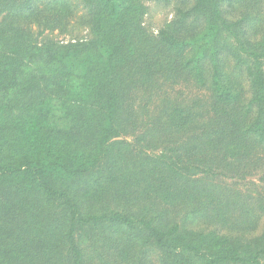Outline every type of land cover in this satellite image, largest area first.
Instances as JSON below:
<instances>
[{
	"label": "trees",
	"instance_id": "16d2710c",
	"mask_svg": "<svg viewBox=\"0 0 264 264\" xmlns=\"http://www.w3.org/2000/svg\"><path fill=\"white\" fill-rule=\"evenodd\" d=\"M259 1L176 0L153 34L143 0H0V264H264V225L248 233L264 195L232 216L230 186L201 177L211 163L230 179L245 177L243 159L262 165L250 154L264 150V15L249 9ZM78 10L89 38L40 42ZM181 80L209 100L160 92ZM139 127L138 145L163 139V155L135 158L125 136ZM166 174L195 177L181 216ZM139 177L158 181L162 210L134 200Z\"/></svg>",
	"mask_w": 264,
	"mask_h": 264
},
{
	"label": "rangeland",
	"instance_id": "374dc122",
	"mask_svg": "<svg viewBox=\"0 0 264 264\" xmlns=\"http://www.w3.org/2000/svg\"><path fill=\"white\" fill-rule=\"evenodd\" d=\"M144 4L146 5V13L143 16V25L146 28V30L150 33L156 34L157 31L165 26L172 18L173 13H174V7L176 5V0H170L168 2H157L155 0H143ZM254 5H249V9L252 8H257L258 11L264 15V0H261L257 3H253ZM244 8L243 6L238 5L235 10L239 12L240 10L242 11ZM81 14V10H78L76 13L75 17L70 21L68 30L60 32L56 29L54 30H48L45 31L44 34L38 35L40 42L47 40L48 39H56L62 42H67L70 40H75V39H83V38H89L90 33L89 29L86 26H83L79 21H78V16ZM33 30L37 34L38 30L35 25H33ZM161 86V91L160 92H166V95L174 96V98L181 100L183 99L184 102H189L191 98L194 96H199L201 99H204L205 101L209 100L208 99V91L205 88L198 87L194 85L190 81H184L181 80L178 83L175 84H170L169 82L160 84ZM247 88V85H245ZM158 97H162L160 93H158ZM155 102H153V105H150V112H153V108L155 107ZM143 118L146 117L145 115H142ZM142 118V122L144 121ZM141 121V119H139ZM142 128L139 127V129L135 130L133 133L130 131L127 132V137L129 141L131 142V145L129 146V149H133V154L135 155L136 159H139L140 155L143 153H150L153 156L158 155H163L165 153L163 151L164 143L163 139H159L157 141H151L149 138L147 139L146 142H143L142 145H138L137 137L138 135H141L140 130ZM197 133L196 131L189 132L190 135ZM173 136V135H171ZM124 138V137H120ZM145 145H150L149 147ZM136 146V147H135ZM143 149L142 152H139V149ZM218 152L220 154L223 153L224 148L220 144L215 145V150L213 152ZM251 157L257 158L256 156H259L262 158V163L261 166L256 167H250V159H243L240 163V172H244V178H229V177H224L219 175L217 176L218 178H215V174H213V171L218 173L221 168L218 166H215L214 163H211L209 166V172L208 173H202L201 177H204L205 174H208L209 178H204L205 180H211V182H220L222 180V184L224 185L225 183L230 186L229 190L231 193V197H233V203L235 204V209L232 211L233 215L236 216L240 211H242V208L240 207L242 204L241 201H243V198H246L249 196H252L255 198L259 194L264 195V180H261V176L264 175V150L259 149V148H254L250 152ZM209 164V163H208ZM237 165V162L235 163V166ZM207 166L202 169H207ZM200 169V170H202ZM213 169V170H212ZM224 169V168H223ZM208 170V169H207ZM225 171V170H224ZM227 171V170H226ZM230 174V173H229ZM228 174V175H229ZM152 177H155L153 175ZM164 177V178H163ZM162 177V182L165 183H170V194H171V201L173 204H168L169 207H173V211H177L179 216L184 214L186 211L189 209L193 208V205L195 204V193L192 189L193 183L192 180L195 178L194 175H191L190 181H186L184 179L177 181V180H172L168 175L166 174L165 176ZM140 179L137 180L136 184L134 186L130 187L131 194L135 197V201H144L143 198L149 196L148 198H151L150 201L152 200H159V198L156 196L157 190H156V184L158 181L153 178H143L139 177ZM211 178V179H210ZM215 178V179H214ZM152 181V182H148ZM132 181V185H133ZM139 185V187L137 186ZM151 185V186H150ZM154 185V186H152ZM206 185V182H205ZM129 190V188H128ZM164 192V190H161ZM211 193V192H210ZM202 194V193H201ZM203 199L205 200L206 197H217L216 193H211L209 195V192H204L202 194ZM220 199V198H219ZM155 202V201H154ZM170 202V201H169ZM155 207H153L155 210H162L161 204L162 203H167L164 202V200H159L155 202ZM218 203V201H217ZM253 206V204H251ZM211 209L215 208L214 202H211L210 204ZM204 221H197L196 223L193 224L192 228H199L200 226L204 225ZM253 226V228L248 229V233H258L262 229L264 225V216L261 214L259 217L254 221V222H249ZM199 226V227H198Z\"/></svg>",
	"mask_w": 264,
	"mask_h": 264
}]
</instances>
